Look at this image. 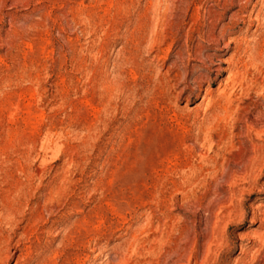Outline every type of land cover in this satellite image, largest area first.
<instances>
[{
  "label": "rangeland",
  "instance_id": "1",
  "mask_svg": "<svg viewBox=\"0 0 264 264\" xmlns=\"http://www.w3.org/2000/svg\"><path fill=\"white\" fill-rule=\"evenodd\" d=\"M0 264H264V0H0Z\"/></svg>",
  "mask_w": 264,
  "mask_h": 264
}]
</instances>
